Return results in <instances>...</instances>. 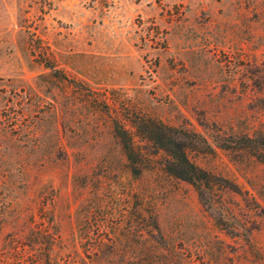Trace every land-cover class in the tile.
Listing matches in <instances>:
<instances>
[{
    "label": "rangeland",
    "instance_id": "1",
    "mask_svg": "<svg viewBox=\"0 0 264 264\" xmlns=\"http://www.w3.org/2000/svg\"><path fill=\"white\" fill-rule=\"evenodd\" d=\"M141 117L197 133L191 159L239 191L166 172ZM258 149L264 0H0V264H264Z\"/></svg>",
    "mask_w": 264,
    "mask_h": 264
},
{
    "label": "trees",
    "instance_id": "2",
    "mask_svg": "<svg viewBox=\"0 0 264 264\" xmlns=\"http://www.w3.org/2000/svg\"><path fill=\"white\" fill-rule=\"evenodd\" d=\"M134 127L137 133L152 142L156 149L168 154V159L164 164L166 172L192 184L202 198L222 188L239 191V187L235 183L226 177L212 173L191 159L190 151L199 144V135L197 133L179 126L166 124L152 117H141L135 122ZM114 129L133 173L139 175L141 173V155L134 142L133 133L116 119L114 121ZM254 140L252 137L245 138V141L249 144L248 146H251L250 144ZM255 155L264 162V149L263 151L258 149L255 151ZM101 248V242H96L87 245L86 250L97 254ZM38 253H42L39 255L45 256L46 261L49 263V253H46L41 247H39ZM6 254L8 259L12 258L18 261L23 260L25 257H30L35 263V241H30L27 245V243L18 241L14 237L9 243ZM42 260L39 259L40 264H42Z\"/></svg>",
    "mask_w": 264,
    "mask_h": 264
}]
</instances>
